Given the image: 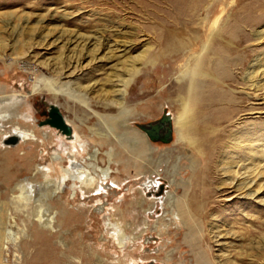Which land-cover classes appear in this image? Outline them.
<instances>
[{"label":"rangeland","instance_id":"rangeland-1","mask_svg":"<svg viewBox=\"0 0 264 264\" xmlns=\"http://www.w3.org/2000/svg\"><path fill=\"white\" fill-rule=\"evenodd\" d=\"M218 17L224 43H215L203 67L221 83H206L194 105L197 146L174 124L171 142L152 141L140 125L177 112L183 96L177 78L191 66L193 72ZM50 29L124 40L134 47L131 60L144 57L135 63L139 75L127 107L128 125L146 138L149 155L132 158L126 146L134 141L92 134L95 114L119 113L96 99L110 88L116 62L101 49L91 56L100 61L83 59L76 74L63 75L57 61L69 54L64 43L52 44L54 35L48 45L41 42ZM0 45V97L33 93L42 84L30 103L0 110L7 124L0 130V264H199L201 258L264 264V86L255 94L247 85L253 65L264 68V0H0ZM173 52L181 57L171 59ZM55 82L62 84L57 97L47 90ZM82 86L94 87L89 96L78 92ZM65 95L91 103L89 109L77 103L78 123L70 121ZM50 104L60 108L72 137L42 125ZM14 124L37 130L43 142L6 145ZM56 150L70 153L63 168L52 161ZM94 151L109 179L78 190L70 180L58 194L70 160ZM238 170L258 173L254 198L219 193ZM23 195H30L28 206H17ZM52 215V228L37 220Z\"/></svg>","mask_w":264,"mask_h":264},{"label":"bare ground","instance_id":"bare-ground-1","mask_svg":"<svg viewBox=\"0 0 264 264\" xmlns=\"http://www.w3.org/2000/svg\"><path fill=\"white\" fill-rule=\"evenodd\" d=\"M224 12L225 10L223 9L221 14H223ZM25 23L26 26L29 24L28 19H26ZM19 25H13L11 26V29H13L12 30L13 32H17V34L20 36L22 34L18 30ZM26 26H23V29H25ZM224 27H225L224 20H221V17H218L214 22V24L210 27V31L212 30V33H210L208 45L203 46L201 53H199L194 57L195 66L193 72L191 71V67H192L191 66L190 69H188L183 75L177 78V82L179 84L178 87L183 92V96L177 99L176 101L177 112L174 115H170L169 118H170L172 130L174 124L175 128L177 129V132L180 133L184 139L188 140L193 147L197 146L196 141L191 136L197 131V129L192 130L194 124L193 120L197 117L196 114L197 110L196 108H194V105L196 104L197 100H199L200 94L203 91V87L206 83L213 81L217 83H221V81L214 74L208 73V71L205 70V68L203 67V62L213 51L215 43L223 42V38L221 36ZM32 30H36V29H32ZM51 35L52 36L54 35V37L56 38L52 42V44L58 42L64 43V47L67 49V52L69 53L67 54V56H65L64 59H62V61L60 62L57 61L58 65L61 64L63 65L62 68L64 71L63 75L66 74L65 72L68 73L70 72L69 75L76 74V71H78L79 68L81 67L80 63L83 59L86 60L87 58H91L92 62L100 61L99 58L91 57V56L92 55L94 56V53L95 52L97 53L101 49L103 51H106L104 53V58L106 61H108L109 63L114 61L116 62L114 66L116 68L115 69L114 67L112 68V71H115L114 76L106 81L108 83V85L107 83L106 85L110 86V88L109 89L101 88L100 89L101 93L99 97L96 99L99 104L107 106L108 108H117L119 110V113L99 114V115L95 114L96 122L99 123V127L94 125L92 127H89V130L92 132V134H94L97 137H103L105 139L116 137L121 142V144H123L122 142L124 141V139H126L125 141L129 142L127 138L131 141H134V143L132 142L133 144L126 146V149L130 153L132 158L141 159L144 158V156L149 155V152L151 151V146L148 145L146 138L141 133L132 130L131 127L128 125V122L133 118V115L130 112L131 109L127 107L128 98L131 96L130 88L131 86H133L132 83L135 81V79H137L139 75V70L135 68V63L142 61V58L144 59V57L139 56L138 58H133L131 60L127 56L134 49L131 43L126 42L124 40L123 41L115 40L113 43H111V41L108 38H106L103 34L100 37L95 38L93 36H84L82 34H77L75 32L68 30H62L58 32L56 29L53 30L50 29L48 33H46L42 37V41H41L42 44L48 45V39L51 38ZM93 46L94 48H97V50H89V47H93ZM169 48L173 50L176 49L177 47L173 48V46H169ZM0 49L1 50L4 49V45H0ZM172 57L173 59L177 57H181V54L171 53V59ZM66 58H68V60H66ZM1 59L4 58H0V61H2ZM73 64H77V65L73 66ZM252 68L253 71H250L247 77V85H248V89H250L251 92L253 90L256 94L264 86L263 83L264 68L261 69L259 63L258 64L255 63V65H253ZM61 72L62 71H60V74ZM183 81L185 82L183 83ZM68 86L70 85L68 84ZM34 87L35 89L33 93L25 94L22 96L9 97V98L0 97V110L5 109L7 112H9V110L12 107L22 105V103H30L28 98L34 97L41 93V89H42L41 82H36ZM61 87L62 84L60 82L58 83L55 82L54 85L51 84L50 87L47 88V90L49 89V91L52 92L53 96L57 97L60 94L61 91L60 89H62ZM93 88L94 87L92 86H82V87H78L77 90L79 93L83 94L84 97H86L89 96V93L91 90H93ZM3 89L4 87L0 86V91ZM249 95H252V93L251 94L249 93ZM65 96H66L64 99L66 103L65 108L69 112L70 121L78 123L77 115L79 112L82 111V109L77 105V103L81 104V106H84V108L87 107L88 109L91 103H88L85 100L86 98L83 99L85 101L78 102V101H72L70 95H65ZM68 102H70V104H68ZM52 105L56 106L60 110V108L57 105L55 104ZM64 119L66 121L65 117ZM5 125L7 124L0 121V130L2 128L5 129ZM11 132L13 136L19 138L20 142H29V143L37 142V141L43 142L42 139L38 136L37 130L26 129L24 127L22 128L19 124H14L12 126ZM120 132H122V134H120ZM72 136H73V129H72ZM64 156L65 158L67 157L70 159V153L67 155L65 154ZM64 156H62L59 150H56L52 158L53 163H56L57 165L63 168ZM70 163H71L70 167L63 170L64 176H63L62 184L58 188L59 190L58 194L59 193L62 194L64 191H66L65 188L68 187L67 182L70 180L73 181L74 188H77L78 190V188L80 189L82 187L93 188L98 183L99 177L104 180H108L110 177V171L109 170L107 171L100 167V157L97 151L90 153L88 158H83L81 160H77L75 157H73V159L70 160ZM52 170L53 169H50L48 170V172H51ZM253 171L255 170H249V172H244V173H240L239 170L236 171L234 177L228 180L229 183L228 182L222 183L223 188H220L219 193L222 195V197L226 199L234 197L236 194H240V196L246 195V197L254 198L255 195L257 194V191H254L252 189L257 185L258 182L256 178L259 175L258 173H255ZM241 179H243V182L240 181ZM55 194H57V192H55ZM29 196L30 195L20 196L17 200L18 202L16 205L18 206L22 204L25 207L28 206L27 198ZM55 216L52 215L51 217H46V219L42 217H38L37 220L40 222L41 225H43V227L52 228L56 219ZM203 248L205 247L203 246ZM206 253L202 252L201 254H206ZM199 264H214V263L209 258H201L199 259ZM225 264H238V263H234L233 261L228 260Z\"/></svg>","mask_w":264,"mask_h":264},{"label":"water","instance_id":"water-1","mask_svg":"<svg viewBox=\"0 0 264 264\" xmlns=\"http://www.w3.org/2000/svg\"><path fill=\"white\" fill-rule=\"evenodd\" d=\"M170 115L166 114L162 119L140 125V128L149 136L152 141H162L169 143L172 140L173 130L170 122ZM42 125H49L56 128L64 135L71 137L72 128L68 125L62 115L61 111L54 105H48V118L42 123ZM20 142L18 137H9L4 141L6 145L15 146Z\"/></svg>","mask_w":264,"mask_h":264}]
</instances>
